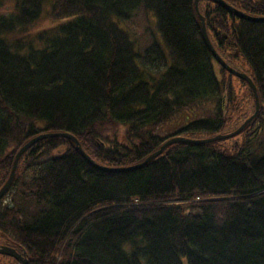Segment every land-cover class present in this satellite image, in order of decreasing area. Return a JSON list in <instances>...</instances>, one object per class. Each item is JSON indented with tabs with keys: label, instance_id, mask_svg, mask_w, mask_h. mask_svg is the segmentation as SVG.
Wrapping results in <instances>:
<instances>
[{
	"label": "trees",
	"instance_id": "trees-1",
	"mask_svg": "<svg viewBox=\"0 0 264 264\" xmlns=\"http://www.w3.org/2000/svg\"><path fill=\"white\" fill-rule=\"evenodd\" d=\"M9 1L0 7V187L38 133L69 132L96 163L121 168L173 135L225 129L235 107L225 75L236 76L211 55L194 0ZM225 1L264 14V0ZM46 4L60 21L28 32ZM198 5L223 60L256 86L249 137L174 141L120 171L96 168L65 136L36 140L0 197V244L25 264H264V21ZM135 11L151 12L159 35L143 46L128 27ZM0 264L16 260L0 253Z\"/></svg>",
	"mask_w": 264,
	"mask_h": 264
},
{
	"label": "water",
	"instance_id": "water-1",
	"mask_svg": "<svg viewBox=\"0 0 264 264\" xmlns=\"http://www.w3.org/2000/svg\"><path fill=\"white\" fill-rule=\"evenodd\" d=\"M199 0H194V7L195 10L197 9V4H198ZM214 2L221 4L222 6L226 7L227 9H230L231 11L235 12L236 14L242 15L245 18L251 19V20H262L264 21V16L260 17V16H251L248 15L246 13H240V11L234 9V7H232L231 5H229L225 0H213ZM200 30L203 36V39L205 41V43L207 44V46L210 48V50L213 52V48L211 46L207 31L205 30L204 24H203V20L200 18ZM214 58L216 59V61L222 66L224 67L226 70H228L230 73L238 76L241 79H245L249 86L252 89L253 95L255 96V98H257V89L255 84L253 83L252 79L250 77H248L246 74L239 72L237 70H235L234 68L230 67L223 59H221L216 53L213 54ZM258 109V107H257ZM256 109V111H257ZM256 111L254 114H252L251 116L247 117L245 121H243L240 125H239V129L244 128L245 125L252 119V117L256 114ZM237 129V128H236ZM237 130H234L233 132H230L228 134L222 135V134H218L216 136H214V138L212 139H217V138H225L228 136H232L235 132H237ZM54 135H61V136H65L69 139H71L74 143H75V147L76 149H78V151L80 152V154L92 165H94L96 168L99 169H103V170H107V171H120L123 169H131L134 167H138L143 165L145 162H147L150 158L158 155L162 149L168 145L169 143H172L174 141H186V142H193V143H204V142H209L212 141L211 136L210 137H205V138H200V139H187L185 137L182 136H172L168 139L165 140V142H163L156 150H154L153 152H151L150 154H148L144 160H142L139 163L133 164L132 166H128V167H121V168H115V167H107L104 165H100L98 163H96L80 146L78 140L76 139L75 136H73V134L69 133V132H42V133H38L37 135L29 138L24 144H22L19 149L15 152L14 158H13V162L8 174V177L6 178V180L4 181V183L1 185L0 187V197L4 194L5 190L7 189V187L10 185V183L13 180V177L15 175V170L17 167V162L19 160L20 155L25 151L26 148H28L32 143H34L36 140L43 138V137H47V136H54ZM0 253H4L7 255H10L14 258H16L17 260H19V264H25L26 262V258L23 256V254L19 253L18 251H16L15 248H13L12 246H8V245H4V244H0Z\"/></svg>",
	"mask_w": 264,
	"mask_h": 264
},
{
	"label": "rangeland",
	"instance_id": "rangeland-1",
	"mask_svg": "<svg viewBox=\"0 0 264 264\" xmlns=\"http://www.w3.org/2000/svg\"><path fill=\"white\" fill-rule=\"evenodd\" d=\"M3 4L4 5H0V7L6 10V8L10 7L11 2L9 0H3ZM200 6H201V2H200ZM48 9H49L48 4H46L39 18L30 25V29L28 30V32L32 33L38 29L49 28L52 25L60 21L58 18L56 19L51 18L48 15ZM128 27L131 30L133 36H135L138 39L139 44L141 46L151 41L152 39L151 33L155 34L154 36L156 38L159 37L158 32L155 27L154 16L149 11H139V12L135 11V14L132 16V18L128 22ZM10 37H16V35L11 34ZM225 78L231 83V86L233 88V100H234V106H235V107H232L229 112V121L225 127V130H227V129L237 126L240 123V121L244 118L246 109L249 112L250 107H251L252 94L250 93L249 88L246 86L244 81H241L239 78L228 76V75H225ZM259 136H260L259 137L260 139L264 138V134H260ZM225 140H226L225 142L226 144H231L233 143V141L241 142V135L235 138L231 137L230 140L228 139H225Z\"/></svg>",
	"mask_w": 264,
	"mask_h": 264
},
{
	"label": "bare ground",
	"instance_id": "bare-ground-1",
	"mask_svg": "<svg viewBox=\"0 0 264 264\" xmlns=\"http://www.w3.org/2000/svg\"><path fill=\"white\" fill-rule=\"evenodd\" d=\"M200 1V0H199ZM199 1H198V4H199ZM228 3V2H227ZM197 4V9H196V11H197V14H198V16H199V18H201L202 20H203V24H204V27H205V30L207 31V29H206V26H205V22H204V19H203V16H202V14L200 13V11H199V5ZM229 4V3H228ZM230 5V4H229ZM232 6V5H231ZM232 7H234V6H232ZM226 8V7H225ZM234 9H236V10H238V11H240V13H246V12H244L243 10H241L240 8H237V7H234ZM228 10V12H230L231 14H233L234 15V17H236V18H243L244 16H242V15H239V14H236L235 12H233V11H231L230 9H227ZM247 14V13H246ZM249 15V14H248ZM262 16H264V14H260V17H262ZM245 18V17H244ZM210 40V39H209ZM151 42V41H150ZM210 43H211V46H212V48H213V52L210 50V48L208 47V49H209V51H210V53H211V55L213 56V54L214 53H216L221 59H223L222 58V56L220 55V53L217 51V49L215 48V46L213 45V43L211 42V40H210ZM138 49H139V51H142V49H141V47L140 46H138ZM213 58H214V56H213ZM215 59V58H214ZM230 66V65H229ZM231 67V66H230ZM236 70V69H235ZM228 71V70H227ZM238 71V70H237ZM229 72V71H228ZM239 72H242V73H244V74H246L247 76H248V74L246 73V72H244V71H240L239 70ZM230 73V72H229ZM232 74V73H231ZM236 76V75H235ZM236 77H238V76H236ZM248 77H250V76H248ZM239 78V77H238ZM251 78V77H250ZM241 79V78H240ZM246 84H247V86L250 88V90H251V93H252V96H251V107H250V110H249V112H248V110L246 109L245 111H246V113H247V117H249V116H251L252 114H254L255 113V111H256V109H257V107H258V109H257V111H256V114L258 113V111H259V108H260V100H259V96H258V93H257V98H255V96L253 95V92H252V89H251V87L249 86V84H248V82L245 80V79H242ZM255 114V115H256ZM255 115L252 117V118H255ZM247 117H245L244 119H243V121H245L246 120V118ZM242 121V122H243ZM241 122V123H242ZM240 123V124H241ZM239 124V125H240ZM239 125L238 126H235V127H233V128H230V129H227V130H223L221 133H218V134H222V135H225V134H228V133H230V132H233L234 130H237L238 129V131L237 132H235L232 136H228V137H225V138H231V137H237V136H239V135H241V141H244L246 138H247V136L249 137V134H246L247 132H245V130H244V128H241V129H239ZM255 126H257L256 124H255ZM237 128V129H236ZM218 134H211V139L212 138H214V136H216V135H218ZM262 134H264V133H262ZM173 136H180V135H173ZM172 137V136H171ZM183 137V136H182ZM210 137V136H209ZM170 138V137H169ZM185 138H187V139H191L190 137H185ZM225 138H217V139H212V141H222L223 142V140L225 139ZM168 139V138H167ZM165 142V141H164ZM263 143H264V140H263ZM75 144V143H74ZM170 144V143H169ZM76 148V147H75ZM19 149V148H18ZM78 150V149H77ZM203 209H204V211H206V210H208L206 207H203ZM9 246V245H8ZM13 247V246H12ZM13 248H15V247H13ZM16 249V248H15ZM17 251V250H16ZM4 254V253H3ZM10 256V255H9ZM10 257H12V256H10ZM14 258V257H13ZM15 260H16V264H19V260H17L16 258H15Z\"/></svg>",
	"mask_w": 264,
	"mask_h": 264
}]
</instances>
